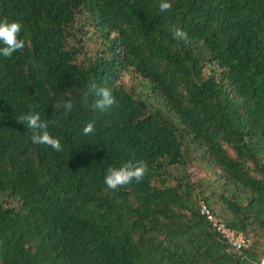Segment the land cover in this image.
Listing matches in <instances>:
<instances>
[{"label": "trees", "instance_id": "1", "mask_svg": "<svg viewBox=\"0 0 264 264\" xmlns=\"http://www.w3.org/2000/svg\"><path fill=\"white\" fill-rule=\"evenodd\" d=\"M160 2L0 0V20L21 23L25 41L0 55V264L262 261L264 0H168L166 12ZM80 20L100 41L86 59ZM93 84L118 103L94 110ZM28 112L62 151L30 142L16 122ZM133 157L144 179L108 190L106 170ZM194 166L208 172L197 186ZM198 202L244 240L239 254Z\"/></svg>", "mask_w": 264, "mask_h": 264}, {"label": "clouds", "instance_id": "2", "mask_svg": "<svg viewBox=\"0 0 264 264\" xmlns=\"http://www.w3.org/2000/svg\"><path fill=\"white\" fill-rule=\"evenodd\" d=\"M172 4L168 0H161L159 9L161 12L169 11ZM22 24L19 22H9L7 19L0 20V55L9 58L13 53L25 47V41L19 39ZM174 39H187V33L179 28L173 31ZM90 93L96 97L93 109L100 112L116 105L118 102L112 95V90L107 87H98L93 84ZM67 111H71L73 105L67 102L64 105ZM16 122L26 128V134L33 145L48 146L56 152L62 151L61 141L53 137L49 132L48 121L42 120L39 113L28 112L17 118ZM94 131V122H88L83 128V134L89 135ZM148 166L143 160H136L134 157L122 163L119 167H109L104 177V185L108 190L116 191L131 184L133 181L141 182L147 174Z\"/></svg>", "mask_w": 264, "mask_h": 264}, {"label": "rangeland", "instance_id": "3", "mask_svg": "<svg viewBox=\"0 0 264 264\" xmlns=\"http://www.w3.org/2000/svg\"><path fill=\"white\" fill-rule=\"evenodd\" d=\"M83 20L79 21V26L83 27L81 34L77 36L79 39H81V45L78 46V50L80 52V58H88L89 56L93 55V53L96 52V50L99 48V39L97 37V34L93 32V30L90 27H87L83 25ZM85 33V34H84ZM119 83L124 85L125 87L138 92L140 90V84L139 81L131 75L130 73H123L119 79ZM188 174L190 176L191 183H194L195 186L199 184L200 180H204L208 178V172L206 170L198 169L197 167H190L188 169Z\"/></svg>", "mask_w": 264, "mask_h": 264}, {"label": "built area", "instance_id": "4", "mask_svg": "<svg viewBox=\"0 0 264 264\" xmlns=\"http://www.w3.org/2000/svg\"><path fill=\"white\" fill-rule=\"evenodd\" d=\"M198 211L209 223L211 229L218 235L219 241L229 254H239L245 242L240 236H235L223 224L214 220L209 210L202 202H198ZM260 264H264V253Z\"/></svg>", "mask_w": 264, "mask_h": 264}]
</instances>
